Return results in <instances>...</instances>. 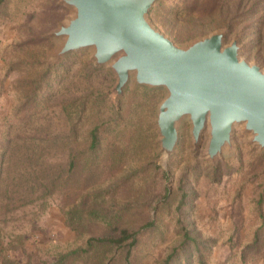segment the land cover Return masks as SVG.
Wrapping results in <instances>:
<instances>
[{
	"label": "rangeland",
	"instance_id": "374dc122",
	"mask_svg": "<svg viewBox=\"0 0 264 264\" xmlns=\"http://www.w3.org/2000/svg\"><path fill=\"white\" fill-rule=\"evenodd\" d=\"M0 1V264H52L59 254L84 247L104 218L139 233L132 264H264V150L242 125L233 132L234 151L213 164L206 157L208 129L196 147L184 121L176 154L163 167L156 116L166 92L130 84L116 101V75L106 67L94 71L91 51L54 60L60 41L48 36L72 15L62 0ZM148 19L179 46L226 31V44L237 38L241 57L264 70V0H161ZM34 88L36 99L29 97ZM85 97L106 124L101 170L87 182L93 194L86 201L88 177L79 159L81 223L74 228L65 192L43 213L28 205L39 194L45 166L31 162L33 143L19 137L42 138L49 122L68 136L63 108ZM91 126L81 125L77 135ZM72 141L76 153L86 150ZM68 154L57 149L55 170L65 169ZM128 250L94 242L87 255L72 254L66 264H126Z\"/></svg>",
	"mask_w": 264,
	"mask_h": 264
},
{
	"label": "water",
	"instance_id": "95a60500",
	"mask_svg": "<svg viewBox=\"0 0 264 264\" xmlns=\"http://www.w3.org/2000/svg\"><path fill=\"white\" fill-rule=\"evenodd\" d=\"M159 1L62 0L72 15L48 36L60 41L54 60L91 51L96 66L116 75V101L130 84L164 90L156 125L165 168L176 154L186 120L196 147L208 129L206 157L213 164L234 151L238 125L264 150L263 68L241 57L237 38L227 45L226 31L177 45L148 19Z\"/></svg>",
	"mask_w": 264,
	"mask_h": 264
},
{
	"label": "trees",
	"instance_id": "16d2710c",
	"mask_svg": "<svg viewBox=\"0 0 264 264\" xmlns=\"http://www.w3.org/2000/svg\"><path fill=\"white\" fill-rule=\"evenodd\" d=\"M1 5V1H0ZM94 71H101L102 68H99L92 63ZM51 67H48L47 72H50ZM46 76V75H45ZM44 76V77H45ZM49 76V75H48ZM45 79V78H44ZM47 87H50V84L47 83ZM37 88L31 90V94L29 97L32 99H36L37 96ZM56 97L51 98L48 103V110L50 109V103L56 102ZM64 113L68 119V125H70L71 129L69 131L68 136H62L54 131H52V124L49 122L45 127V134H43L42 138H26V136H20L19 139L24 140L26 143H33L31 146L33 152H30L29 158L31 162L33 160H38L43 162L45 166L44 169V180L39 184V189L35 193H39L36 198L31 199L28 205L35 206L39 211H46L49 207L50 201L55 199L57 196L66 193V196L71 201V205L67 210L68 222L71 227L76 228V226L81 223V218L79 216V203L78 206L75 204L76 202V193H79V188L77 186V175L78 169L80 168V156L82 157V169L81 173L88 177L86 181V185L83 189V200L86 201L93 194L92 190L89 189V184L87 183L91 177L93 178L95 175L100 172L101 168L99 165L101 164L100 155L102 150V137H101V129L106 124L105 120H102L100 116L97 120L96 109L94 108V104L91 100V97H85L80 103H71L70 105L64 106ZM122 107L119 108L116 113H120ZM121 117V116H120ZM92 125L90 130H88L84 135H77V129L81 125ZM72 139H77L81 143L86 146V150H83L81 154L76 153L73 148ZM7 150L11 148V145L7 143ZM29 147V145H28ZM63 147L68 150V164L65 169H61L58 166V170H55V165L51 163V159L56 155V151L58 148ZM7 152V151H6ZM5 160V159H4ZM3 160V163H4ZM160 168V167H159ZM166 173V172H164ZM3 174V167H0V176ZM165 175V174H164ZM31 190L35 191L33 186H31ZM91 223V222H90ZM100 228H96V231L89 232L90 237L87 240L84 247H80L79 249L71 252L70 254H59L56 257V260L52 264H66L67 259L70 255H79L81 257L87 255V253L93 248L94 242L101 243L104 245L115 246L120 249L123 247H128L126 255V264H132L130 257L132 256V247L136 245L138 242L137 235L138 232H134L129 228H123L116 221H111V219L104 218L99 224ZM101 231V232H99ZM78 258L77 256H75ZM84 259H87L85 257ZM88 260V259H87ZM165 264H169V260L165 262Z\"/></svg>",
	"mask_w": 264,
	"mask_h": 264
}]
</instances>
